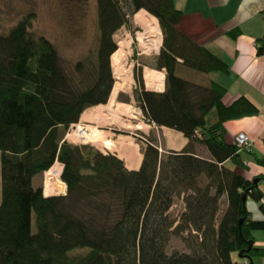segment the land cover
<instances>
[{
  "label": "trees",
  "instance_id": "obj_1",
  "mask_svg": "<svg viewBox=\"0 0 264 264\" xmlns=\"http://www.w3.org/2000/svg\"><path fill=\"white\" fill-rule=\"evenodd\" d=\"M122 1L132 13L153 15L162 31L154 66L165 69L164 90L144 89L140 68L134 74L143 118L188 139L181 150L163 153L154 141L141 140L137 170L113 154L64 139L84 109L108 99L112 36L126 23ZM95 2L97 48L87 70L82 61L74 66L85 80L69 76L55 46L29 31L28 15L0 33V264H254L264 258V246L253 236L264 220L252 219L246 206L251 198L264 213V171L247 179L234 170L244 168L241 152L250 153L251 146L228 142L224 127L258 109L244 96L226 104V90L215 81L201 86L176 74L177 65L199 73L229 70L180 30L183 12L173 0ZM224 33L234 38L240 30ZM257 43V53L264 54V37ZM193 142L205 146L209 157L192 151ZM55 160L62 163L66 192L44 195L32 178ZM256 162L264 168V154ZM179 194L184 211L174 224L167 211ZM222 195L226 208L218 219ZM185 229L187 250L166 252L168 235Z\"/></svg>",
  "mask_w": 264,
  "mask_h": 264
},
{
  "label": "crops",
  "instance_id": "obj_2",
  "mask_svg": "<svg viewBox=\"0 0 264 264\" xmlns=\"http://www.w3.org/2000/svg\"><path fill=\"white\" fill-rule=\"evenodd\" d=\"M173 5L183 12L178 25L180 30L192 39L199 40L208 50L221 58L229 70L228 73H199L177 65L176 74L201 86H208L210 81H215L226 90L223 96L226 104L244 96L258 109L255 115H244L224 123L225 138L228 142L233 141L234 135L240 131L245 132L250 138V153L241 152L244 168L234 167V170L251 179L264 171L263 166L256 162V157L264 154V54H258L256 49L257 41L264 37V0H173ZM141 10L144 9L138 11ZM235 28H238L240 33L234 38L224 33ZM141 60L139 67L144 89L162 92L165 88V69L156 68L153 64L147 65ZM129 93L132 96V92L129 91L122 94L128 96ZM136 103L139 105L137 101ZM97 106L84 109L78 122L104 128L106 140L116 143V147L109 153L121 159L128 170H137L142 160L141 142L135 141V133L131 136H112L111 130L115 128L102 125L104 119L95 115ZM102 112L108 119L110 115L105 110ZM84 113L86 118L83 116ZM144 121H141L142 127L138 128L148 139L154 141L160 153L179 151L187 145L188 139L180 131ZM128 143L134 150L132 157H129L123 148V145ZM122 151L123 156L120 155ZM39 176L40 173L34 175L32 183ZM33 185L38 186L36 181ZM260 188L264 192V182L260 184ZM251 208L254 209L255 206L247 207L250 213ZM260 217L261 220L264 219ZM253 236L256 245L264 246V234L254 232ZM263 263L264 258L254 260V264Z\"/></svg>",
  "mask_w": 264,
  "mask_h": 264
},
{
  "label": "rangeland",
  "instance_id": "obj_3",
  "mask_svg": "<svg viewBox=\"0 0 264 264\" xmlns=\"http://www.w3.org/2000/svg\"><path fill=\"white\" fill-rule=\"evenodd\" d=\"M124 13L126 14V23L122 25L112 36L114 42L117 40V36L121 29L131 30L133 28H137L138 26L149 28L150 24L148 21L143 19L134 18L135 13L131 12L130 7L124 2H121ZM145 12V11H144ZM28 15L29 18V31L34 35H41L49 40L56 48L57 53L59 55V60L64 68V70L69 74V76L74 79L82 78L85 80L82 72L75 71L74 66L77 62L82 61L85 65V69L89 67L90 60L93 58L97 43H98V26H97V12H96V2L95 0H0V33H5L8 29L17 22L23 16ZM146 16H150L151 14L147 11L145 12ZM156 25L159 26L158 20L156 21ZM160 28V26H159ZM161 30V28H160ZM162 32V31H161ZM116 34V35H115ZM116 49V48H115ZM160 51V50H159ZM159 54L151 56H141L139 60L149 64H155L156 56ZM110 68V74L111 67ZM140 67L138 66V69ZM84 70V73L86 72ZM133 74L136 69H133ZM141 73V69H140ZM112 78V77H111ZM127 87V86H126ZM125 87V89H126ZM122 88V87H121ZM132 96L130 93L128 96H124L121 92L119 95L114 97V103L110 106L108 105L110 99V92L108 99L105 103L93 105L92 107H96L95 115L102 117V125L115 128L111 130V135H130L136 134V140L140 143L141 152L142 147L145 145L144 141H141L140 136H143L146 139V135L142 134L138 127H142L143 125V114L140 106L136 103V90L132 88ZM131 100V101H130ZM134 102V103H132ZM126 105L130 107H125ZM124 108L131 110L129 112L121 113V109ZM100 111H98V110ZM106 111L108 114L110 112H114V115H110L109 118H106V115H103L102 111ZM113 119V120H112ZM142 121V122H141ZM82 121H79V123ZM75 122L74 124H77ZM144 123H147L144 121ZM155 125V124H154ZM73 126H69L65 133L66 134L71 131ZM143 129V128H141ZM89 130V128H88ZM90 130L93 131L89 138H79L77 135L73 134V136H68L65 140L73 145H83V146H91L94 149L99 150L102 153H109L110 150L114 149L116 146L110 143L104 145L103 143L93 141V137L101 136L102 140H106L104 128L101 127H90ZM243 132V131H242ZM182 133V132H181ZM238 133V132H237ZM234 135V137L237 135ZM245 133V132H244ZM246 134V133H245ZM247 135V134H246ZM248 136V135H247ZM233 137V140H234ZM135 138V136H134ZM107 143V142H106ZM129 144V143H128ZM131 146V145H129ZM192 151H194L198 156L201 157H209V153L205 146L199 143L193 142L191 144ZM107 151H106V150ZM126 152V151H125ZM123 151L121 152V156H123ZM111 154V153H110ZM58 161V160H55ZM53 162V164L55 163ZM142 161V160H141ZM59 162V161H58ZM60 163V162H59ZM52 164V165H53ZM62 164V163H61ZM51 165V166H52ZM50 166V167H51ZM49 167V168H50ZM59 180L60 174H59ZM37 182L38 186L43 185L44 176L43 172L40 173V176L37 177V180H33ZM1 195V194H0ZM50 195H61V194H50ZM182 194L178 196H174L173 203L168 209V217L169 219H174V224L179 221V216L182 211H184V201ZM254 205L255 208H251L250 216L252 219L261 220L262 216L264 218V213L259 209V202L247 198L246 206L250 208V206ZM226 208V200L225 196L222 195L218 199V210L216 213L217 218L219 219ZM264 220V219H263ZM174 226V225H173ZM32 228L33 225V217H32ZM262 233L264 234V229L255 230L253 233ZM190 233L188 229L183 231H178L177 233H170L169 239L166 242L165 250L168 253L173 251H186L187 245L189 243ZM233 258H237L235 253L232 254ZM264 264V263H263Z\"/></svg>",
  "mask_w": 264,
  "mask_h": 264
},
{
  "label": "built area",
  "instance_id": "obj_4",
  "mask_svg": "<svg viewBox=\"0 0 264 264\" xmlns=\"http://www.w3.org/2000/svg\"><path fill=\"white\" fill-rule=\"evenodd\" d=\"M159 27V26H158ZM158 43L154 46L155 40H157V34L153 31L151 32L150 28H144L138 26L137 28H133L131 30L121 29L118 33L117 40L115 41L116 49L109 55V64L112 72V86L110 89V95L117 84L119 87L116 90L114 97L119 95L121 92H132L133 89H138V84L135 80L133 69H138L139 66V58L141 56H151L155 55L159 52L162 45V32L160 28L158 29ZM127 86V87H126ZM122 87V88H121ZM126 87V89H125ZM110 97V96H109ZM73 127L71 128L70 133L68 132L64 139L68 136H73L76 131L86 129V126L89 128L90 125L85 122H78L77 124H71ZM136 136V134H134ZM141 140H145L143 136H140ZM234 142L237 147H249L251 142L250 138L242 131L238 132L234 137ZM54 166V167H53ZM53 171H58V177L62 170V164L58 161L52 165ZM49 169V168H48ZM47 169V170H48ZM47 170L43 171L44 181L42 185V192L44 195L50 194H61L64 195L66 192V185L63 181L58 180L60 184V189L55 190L53 188L52 193L45 192L46 190V173ZM261 202L264 204V197L261 198ZM246 262H244L245 264Z\"/></svg>",
  "mask_w": 264,
  "mask_h": 264
},
{
  "label": "bare ground",
  "instance_id": "obj_5",
  "mask_svg": "<svg viewBox=\"0 0 264 264\" xmlns=\"http://www.w3.org/2000/svg\"><path fill=\"white\" fill-rule=\"evenodd\" d=\"M134 18H137L139 20L140 19H143L145 21H148V24H150V27L149 28L151 29V32L153 31L154 33L157 34V40H155V42H154V46H156L157 43L159 42L158 41L159 36H158V33H157L159 27L156 25L157 19L153 15L146 16L144 10H141V11H138L137 13H135ZM118 87L119 86L117 84L114 86V88H113V90L111 92L110 99H109V102H108V105L107 106H110L111 104L114 103V94H115L116 90L118 89ZM121 107H123L121 109V111H122L121 113L129 112V111L131 113V110H128V109L124 108V106H121ZM125 107H130V106L126 105ZM98 111H100V110H98ZM109 114L110 115H114L115 113L114 112H110ZM92 115H93V112H92ZM83 116H85V118H86V114L85 113L83 114ZM90 119H91V117H90ZM88 125H90V124H88ZM90 127H92V125H90ZM90 127H89V130H88V127L86 126L87 130L84 128L82 130L76 131L75 135H77L79 138H82V139L89 138L90 133L93 132V131L90 130ZM89 131H90V133H89ZM91 134L93 135L95 133H91ZM93 141L99 142V143H103L104 145H106V144H108V142H110L109 140H102L101 136H96V138L93 137ZM110 143H113V142L111 141ZM112 145L113 146H116L115 144H112ZM129 145L130 144L123 145V148L126 150V152L128 153L129 157H132L133 154H134V150ZM53 167L51 166L47 170V173H46V190H45V192H48V193H52L53 192V188L55 190L60 189V184L58 182V180H59L58 171L59 170L58 171L57 170L56 171H53Z\"/></svg>",
  "mask_w": 264,
  "mask_h": 264
},
{
  "label": "water",
  "instance_id": "obj_6",
  "mask_svg": "<svg viewBox=\"0 0 264 264\" xmlns=\"http://www.w3.org/2000/svg\"><path fill=\"white\" fill-rule=\"evenodd\" d=\"M254 181L256 182V181H257V179H254ZM243 200H245V196L243 197Z\"/></svg>",
  "mask_w": 264,
  "mask_h": 264
}]
</instances>
